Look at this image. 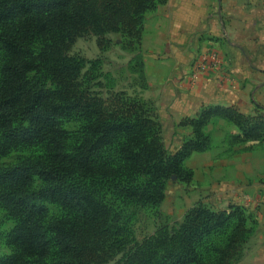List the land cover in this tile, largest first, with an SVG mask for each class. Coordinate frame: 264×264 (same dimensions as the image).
I'll return each mask as SVG.
<instances>
[{
    "label": "trees",
    "instance_id": "obj_1",
    "mask_svg": "<svg viewBox=\"0 0 264 264\" xmlns=\"http://www.w3.org/2000/svg\"><path fill=\"white\" fill-rule=\"evenodd\" d=\"M166 1L0 0V161L24 153L0 164V210L13 223L0 264L240 262L259 225L242 205L198 204L174 235L145 245L133 211L159 205L172 177L192 182L186 163L212 149L215 121L233 126L229 149L264 147V108L204 106L176 126L190 134L171 152L152 103L94 89L86 60L72 54L84 36L120 34L122 48H141L148 15ZM46 202L64 214L50 218Z\"/></svg>",
    "mask_w": 264,
    "mask_h": 264
},
{
    "label": "crops",
    "instance_id": "obj_2",
    "mask_svg": "<svg viewBox=\"0 0 264 264\" xmlns=\"http://www.w3.org/2000/svg\"><path fill=\"white\" fill-rule=\"evenodd\" d=\"M141 50L144 98L156 104L161 120L178 125L209 105L249 113L264 108V0H167L148 15ZM208 50L223 56L225 80L213 73L192 79L194 63ZM262 149L239 150L220 164L229 176L226 187L215 191L219 201L227 208L244 206L259 223L237 264H264V184H242L264 164V156L256 155Z\"/></svg>",
    "mask_w": 264,
    "mask_h": 264
},
{
    "label": "rangeland",
    "instance_id": "obj_3",
    "mask_svg": "<svg viewBox=\"0 0 264 264\" xmlns=\"http://www.w3.org/2000/svg\"><path fill=\"white\" fill-rule=\"evenodd\" d=\"M121 42L120 34H109L102 40L94 36H84L76 40L72 54L86 60L85 80L94 89L127 91L152 103L159 114L156 104L144 98L143 92L147 83L145 64L141 63L143 60L141 48L124 49L120 45ZM4 60L5 54L0 48V68ZM163 119L166 145L171 152H175L189 132L177 129V124L171 119ZM66 127L75 130L74 124L68 123ZM208 132L213 137L212 149L194 154L186 163L187 168L193 173L192 182L186 184L172 177L165 183V198L159 205L140 207L133 211L132 228L135 242L145 245L174 235L184 222L188 211L198 204L214 210L227 209V201L221 203L215 192L219 187L224 189L228 182V168L220 164L239 154L243 146L229 149L228 136L234 132V128L224 121L212 123ZM256 155L264 156V150H259ZM22 156L23 152L13 153L9 158L1 160L0 164H13ZM243 183L247 187L264 184V164L258 163L250 176L242 178ZM40 184V181H36L35 188L39 189ZM45 206L49 210L50 218L64 214L62 208L53 203L46 202ZM12 227V221L0 210V257L12 253V248L8 244Z\"/></svg>",
    "mask_w": 264,
    "mask_h": 264
},
{
    "label": "built area",
    "instance_id": "obj_4",
    "mask_svg": "<svg viewBox=\"0 0 264 264\" xmlns=\"http://www.w3.org/2000/svg\"><path fill=\"white\" fill-rule=\"evenodd\" d=\"M223 65L224 59L220 52L217 50H208L194 63L192 79L196 81L201 76L213 73L218 76L219 81L225 80L227 78V74Z\"/></svg>",
    "mask_w": 264,
    "mask_h": 264
}]
</instances>
